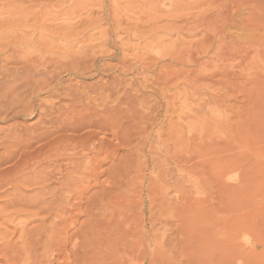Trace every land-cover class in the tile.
<instances>
[{"label": "rangeland", "instance_id": "374dc122", "mask_svg": "<svg viewBox=\"0 0 264 264\" xmlns=\"http://www.w3.org/2000/svg\"><path fill=\"white\" fill-rule=\"evenodd\" d=\"M7 4L0 0L1 20ZM14 5L16 29L29 38L51 35L60 24L65 31L59 34L75 25V34L94 36L70 50L96 47L97 71L63 72L62 84L89 90L115 86L114 97L125 101L128 112L123 123L131 147L145 141V157L137 160L128 143L101 169L111 171L114 190L122 189L129 199V228H143L138 236L115 228L107 263L264 264V0H15ZM58 90L38 98L66 107V88ZM138 99L153 101L152 113ZM155 101L160 104L154 107ZM117 113L113 107L108 116L115 120ZM38 118L23 116L8 125L32 130ZM107 137L119 145L111 132ZM106 178L101 175L98 184ZM2 226L0 234L6 227L14 231Z\"/></svg>", "mask_w": 264, "mask_h": 264}, {"label": "bare ground", "instance_id": "6f19581e", "mask_svg": "<svg viewBox=\"0 0 264 264\" xmlns=\"http://www.w3.org/2000/svg\"><path fill=\"white\" fill-rule=\"evenodd\" d=\"M7 1V18L0 19V124L5 123V127L0 126V226L7 224L14 231L9 232L6 227L0 234V262L108 264L109 234L113 236L115 228L120 226L122 228L118 230L129 235L130 232L143 235L141 226L135 231L129 228L130 221L126 220L128 197L121 192L122 189L114 190L116 183L112 182L111 171L101 170L130 141L123 123V117L128 114L123 109L125 101L120 96L115 98V86L111 88L107 83L94 90L79 86L75 89L70 83L66 87L62 84L60 76L63 72L77 76L81 68L97 71L96 47L89 46L90 52L85 48L80 52L70 50H75L81 41H90L94 36L87 37L81 32L75 34L78 28L75 25L69 26L67 33L59 34L65 28L61 30L62 26L57 21L54 26L60 25L55 33L51 31V35L45 34L46 37L43 35L40 39L29 38L28 34L18 33L20 29H16L18 25L13 20L15 0ZM104 35V43L108 44L111 34L106 30ZM60 41L66 42L67 46L62 47L65 45L62 42L59 46ZM119 54L121 61L125 62V52L121 49ZM119 82L121 87L123 82ZM59 88H66L65 98L70 101L66 107L59 105L61 98L57 105V101L44 105L39 100L43 94L55 95ZM118 89L115 91L122 92ZM151 102L138 99V103L152 113ZM156 102L154 107L160 104ZM91 104L96 106L94 111L89 106ZM77 105L86 112L76 109ZM111 105L118 108L115 120L111 117L114 121L108 116L113 112ZM100 108L101 114L98 112ZM139 114V119H144V115ZM37 115L39 121L32 130L22 132L13 124L8 125L23 116L33 118ZM85 127H88L87 132L79 134ZM94 128L104 136L99 139L91 130ZM110 132L119 145L109 142L107 136ZM144 142L140 141L135 147L129 143L137 160L142 155ZM101 175H107V178L98 184ZM97 187L99 190L94 191ZM91 191L94 192L87 198ZM31 224L34 226L29 228ZM113 233H117L116 229ZM16 235L15 243L13 236ZM155 254L154 250L153 259Z\"/></svg>", "mask_w": 264, "mask_h": 264}]
</instances>
